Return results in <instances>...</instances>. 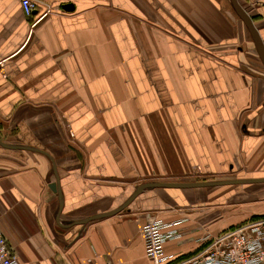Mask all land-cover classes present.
<instances>
[{"label": "crops", "instance_id": "0c3cea01", "mask_svg": "<svg viewBox=\"0 0 264 264\" xmlns=\"http://www.w3.org/2000/svg\"><path fill=\"white\" fill-rule=\"evenodd\" d=\"M238 1L264 41V0ZM34 15L0 0V228L20 264H154L139 226L158 217L187 218L181 259L264 217V61L232 0ZM168 181L221 182L140 188Z\"/></svg>", "mask_w": 264, "mask_h": 264}, {"label": "built area", "instance_id": "2783aa9c", "mask_svg": "<svg viewBox=\"0 0 264 264\" xmlns=\"http://www.w3.org/2000/svg\"><path fill=\"white\" fill-rule=\"evenodd\" d=\"M38 0H21L24 14L34 19L35 25L43 15L36 18ZM182 217L172 221L153 218L139 226L144 240L145 252L154 264H264V218L248 222L230 231L212 237L209 233L194 238L201 245L199 251L187 258L168 253L169 241L184 235ZM0 264H20L19 257L0 228Z\"/></svg>", "mask_w": 264, "mask_h": 264}, {"label": "water", "instance_id": "95a60500", "mask_svg": "<svg viewBox=\"0 0 264 264\" xmlns=\"http://www.w3.org/2000/svg\"><path fill=\"white\" fill-rule=\"evenodd\" d=\"M233 5L237 11V13L239 14V16L242 18V20L245 22V24L247 25L248 29L250 30L256 45L258 47V50L260 52L261 57L263 58L264 61V41L262 40V37L258 31V29L256 28V26L254 25V22L252 20V17L245 11V9L241 6V4L239 3L238 0H232ZM65 8H72L71 4H67L65 5ZM257 179H232L229 180V183H235V182H244V181H256ZM221 181H211V182H205V183H180V182H148L143 184V186H141L140 188H143L144 185L148 186V185H158V186H170V187H190L192 185H208V184H218Z\"/></svg>", "mask_w": 264, "mask_h": 264}, {"label": "rangeland", "instance_id": "374dc122", "mask_svg": "<svg viewBox=\"0 0 264 264\" xmlns=\"http://www.w3.org/2000/svg\"><path fill=\"white\" fill-rule=\"evenodd\" d=\"M224 212H226V211H224ZM262 218H264V217H262ZM259 219H261V218H259ZM254 220H258V219H252L250 221H247L246 223L251 222V221H254ZM246 223H244V224H246ZM244 224H242V225H244ZM242 225H239V226H242ZM182 239L179 242H182L183 241ZM195 253H191V254L185 255L184 258L190 257L192 254H195Z\"/></svg>", "mask_w": 264, "mask_h": 264}, {"label": "trees", "instance_id": "16d2710c", "mask_svg": "<svg viewBox=\"0 0 264 264\" xmlns=\"http://www.w3.org/2000/svg\"><path fill=\"white\" fill-rule=\"evenodd\" d=\"M182 258V257H181Z\"/></svg>", "mask_w": 264, "mask_h": 264}]
</instances>
